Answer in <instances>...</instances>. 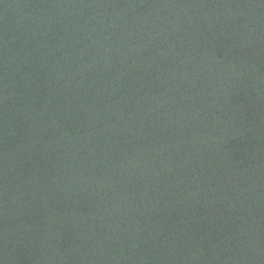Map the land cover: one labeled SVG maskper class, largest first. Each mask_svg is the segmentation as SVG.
Segmentation results:
<instances>
[{"label":"water","instance_id":"water-1","mask_svg":"<svg viewBox=\"0 0 264 264\" xmlns=\"http://www.w3.org/2000/svg\"><path fill=\"white\" fill-rule=\"evenodd\" d=\"M91 264H264V0H223L161 146Z\"/></svg>","mask_w":264,"mask_h":264}]
</instances>
